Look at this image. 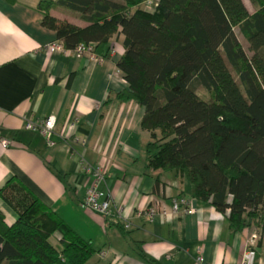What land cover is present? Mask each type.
<instances>
[{
	"label": "trees",
	"instance_id": "obj_1",
	"mask_svg": "<svg viewBox=\"0 0 264 264\" xmlns=\"http://www.w3.org/2000/svg\"><path fill=\"white\" fill-rule=\"evenodd\" d=\"M249 1L252 13L243 0L38 3L42 25L65 49L93 43L103 58L109 38L124 35L116 67L127 88L119 97L144 108L148 168L185 176L192 198L225 214L234 231L264 227V0ZM51 6L86 25L53 16ZM0 197L17 215L6 225L0 213V264H88L96 252L17 179L0 188Z\"/></svg>",
	"mask_w": 264,
	"mask_h": 264
},
{
	"label": "crops",
	"instance_id": "obj_2",
	"mask_svg": "<svg viewBox=\"0 0 264 264\" xmlns=\"http://www.w3.org/2000/svg\"><path fill=\"white\" fill-rule=\"evenodd\" d=\"M39 2L0 0V143L8 142L0 144V188L17 179L89 240L96 252L88 264H241L247 250V264H264V227L234 231L225 214L196 198L194 212L173 211L174 198H192V184L175 170L147 166L144 108L119 97L127 88L116 67L124 35L109 38L103 58L51 53L47 46L56 33L42 25ZM49 13L86 25L62 7L51 6ZM48 116L55 117L53 144L24 127L26 120ZM82 160L106 170L98 187L111 201L107 216L80 204L94 182L81 170ZM155 204L148 220L144 211ZM0 213L6 225L17 218L1 197ZM252 232L258 238L248 248Z\"/></svg>",
	"mask_w": 264,
	"mask_h": 264
},
{
	"label": "built area",
	"instance_id": "obj_3",
	"mask_svg": "<svg viewBox=\"0 0 264 264\" xmlns=\"http://www.w3.org/2000/svg\"><path fill=\"white\" fill-rule=\"evenodd\" d=\"M49 52L51 53H72L75 56H80L83 53H89L93 57L96 55L93 53L94 44L88 43L85 44H79L74 49L68 50L65 49L62 42L59 40H54L47 46ZM97 57V56H96ZM75 124L69 123L67 128L68 131L72 130L74 128ZM24 127L28 130H36L40 132L47 140L48 144H53V141L51 139V135L55 128V117L54 116H48L44 119H38V120H26L24 122ZM3 147L8 146V142L2 141L0 143ZM81 170L87 174H91L94 177V182L88 186L85 190V194L83 199L81 200L80 204L81 206L88 208L100 215L107 216L110 214V205L111 201L108 198L105 191L99 189L98 183L104 179V176L106 175V170L101 165H92L88 162H85L82 160L81 162ZM157 208V204L149 206L145 211L144 214L148 220H151L155 211ZM172 208L175 213H177L181 208L185 213H192L195 211V208L193 206V198H185V197H178L174 198L172 200ZM162 215L164 218L167 216V212L165 210H162ZM120 218H124L122 212L119 214ZM258 235L256 232H252L247 240L246 245L247 247H253L256 245ZM248 250L244 253L243 259L241 264H247V256ZM203 257L201 254H198L196 261L202 262Z\"/></svg>",
	"mask_w": 264,
	"mask_h": 264
},
{
	"label": "rangeland",
	"instance_id": "obj_4",
	"mask_svg": "<svg viewBox=\"0 0 264 264\" xmlns=\"http://www.w3.org/2000/svg\"><path fill=\"white\" fill-rule=\"evenodd\" d=\"M243 1H244L245 5H246L248 11H249L250 13H252V12L255 10V6H253V5L250 3L249 0H243ZM142 6H143V5H142ZM144 6H145V5H144ZM234 32H235V34H236V36H237L239 42L241 43V46H242V48L244 49V51H245L248 55H250L251 52H250V50H249V48H248V42H247V40L242 36V34L239 32V29H238L237 27L234 28ZM198 93H199L200 96L205 97V98H209V97L211 96V95H210L207 91H205L203 88H199V89H198Z\"/></svg>",
	"mask_w": 264,
	"mask_h": 264
}]
</instances>
